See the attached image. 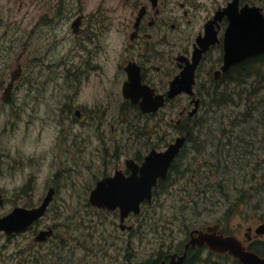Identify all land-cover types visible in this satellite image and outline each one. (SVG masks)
Masks as SVG:
<instances>
[{
  "label": "flooded vegetation",
  "instance_id": "1",
  "mask_svg": "<svg viewBox=\"0 0 264 264\" xmlns=\"http://www.w3.org/2000/svg\"><path fill=\"white\" fill-rule=\"evenodd\" d=\"M37 1L35 9L29 6L25 10L26 21L18 19L7 6L0 10V122L11 123L10 113H15L16 109L20 112L21 108L32 104L30 112L38 114L42 129L46 124L54 129L51 139L55 148L66 152L74 167L86 171L96 168L90 178L71 181L72 185L78 182L86 190L80 199L91 204L89 194L98 180L116 172L123 177L130 176L151 151H163L177 137H183L165 177L157 178L150 201L144 199L139 212L130 211L121 221L118 208L109 210L91 204L99 210L113 211L115 244L122 240L126 243L119 252L122 264H242L227 250H215L207 242L208 237L229 235L240 240L246 250L264 259V230L257 231L264 221L247 225L241 234L228 227L223 219L191 224L186 212L169 213L162 219L142 213L146 205H153L155 196L161 198L157 195L169 187L170 177L183 178L195 165L197 154L191 158L192 151L208 153L210 157L204 160L213 166L215 155L219 162L233 152L231 137H213L212 131L203 124L206 117L201 111L218 102L221 96L228 95L226 92H233L235 87L245 88L249 77L263 69L264 51L231 64L225 70L222 65L223 39L230 22L225 8L230 6L232 15L245 7L255 6L264 16V0H132V5L120 3L118 10L128 9L117 18V30L123 39L118 44L111 73L107 70L111 58L107 53L101 54L105 51L99 42L106 28L104 10L98 7L95 14L83 13L81 9L73 13L61 8L63 4L56 1ZM22 6L23 3L20 9ZM65 25H69L73 41L61 48L60 44L70 39L67 32L61 36L60 28L64 29ZM207 30L215 33L216 40L208 45L194 69L192 93L180 91L170 96L171 81L192 61V52ZM157 94L162 95L163 104L156 110L144 111L142 102ZM142 120L153 124L152 128L148 125L150 131L138 126ZM160 126L162 131H159ZM263 137H252L248 142L250 147L244 150L250 169L251 162L255 165L256 161L251 155L260 156ZM2 152L8 155L7 151ZM263 161L264 158H260L259 166H253V171L260 172L259 185H264ZM199 166L197 170L206 177L203 167ZM8 167L16 169L17 162ZM256 176L254 172L252 178ZM63 185L67 186L65 181ZM60 187L52 174L45 180L44 191L39 193L37 200L30 203L23 199L35 193H32V185L29 188L27 184L22 185L16 192L19 202L0 217L17 206L40 205L50 190L52 198L45 212L24 227L9 231L0 229V238L10 243L19 240L21 245L8 253L7 243H1L3 261L59 264L57 250L48 245L53 241L55 228L47 218ZM187 192L186 187L180 188L181 201L188 199ZM162 198L164 202L166 196ZM9 199L0 192V205H7ZM150 220L162 221L155 225L156 230L147 232L144 226ZM47 230L51 232L38 238L39 233ZM139 235L144 248L148 246L145 253L144 248L131 244ZM194 238L197 242L191 241ZM140 252L143 256H139Z\"/></svg>",
  "mask_w": 264,
  "mask_h": 264
},
{
  "label": "rangeland",
  "instance_id": "2",
  "mask_svg": "<svg viewBox=\"0 0 264 264\" xmlns=\"http://www.w3.org/2000/svg\"><path fill=\"white\" fill-rule=\"evenodd\" d=\"M54 1L59 5L63 4L61 8L72 10L73 13H77V10L81 9L83 13L95 14V9L98 7L104 10L106 28L104 34L100 35L99 42L102 46L101 49L105 51L101 54L107 53L111 58V62L107 66V70L111 73L115 66L118 44L123 39L117 30V18L127 13L128 9L126 8L125 12H122L118 10L117 6L120 3L132 5V0ZM22 3L23 6L20 9ZM37 3V0H0V10L7 6L18 19L26 21L25 10L29 6L35 9ZM60 30L63 32L61 36L64 37L67 32L68 38H70L65 39V42L60 46H62L61 48L68 47L73 41L69 25H65L64 29L60 28ZM245 88L235 87L233 92H226L228 95L221 96L218 102L216 101L209 108H207L208 106L204 107L201 111V115L206 117L203 124L208 131H212L213 137H231L233 152L223 156L219 162V157L215 155L212 159L215 164L213 166L204 160V158L210 157L208 153L201 154L192 151L194 156L191 158L196 157L197 154L193 168L191 167L183 178L174 177L172 173L173 176L168 181L169 187L157 195L161 198L154 197L152 206L146 205L142 208L143 214H154L157 219H162L169 213L186 212L191 224L223 219L225 224L228 222V227L233 228L236 232H242L241 234L247 225H256L264 221V185H259L258 175L260 172L253 171V166L258 167L259 159L264 158V141L260 156L251 155L256 160L255 165L252 163L254 161L251 162V169L247 167L248 158L244 153V150L250 147L248 142L252 137H259V135L263 137L264 134V67L258 74H252L249 77ZM253 90L255 92L248 94ZM31 106L32 104H29L28 107L21 108L20 112L16 109L15 113H10L11 123L6 125L0 122V152L7 151L8 154L5 155V152H2L0 155V167L2 168L0 192L4 197H10L7 205L5 203L0 205V214L9 211L16 202H19L18 196L15 194L22 185L27 184L28 188L32 185V193L35 192L32 197L28 194L23 199L30 203L32 200H37L39 193L44 191L45 180L54 174L61 187L47 218L55 228L53 241L48 245H52L57 250L59 264H122L119 252L126 243L125 240H122L115 244V226L112 224L113 211L99 210L86 203L85 199L79 198L82 194L85 196L86 190L80 187L78 182H75L74 185L71 183L72 180L80 181L88 176L90 178L96 172V168L93 167L92 170L86 171L74 167L70 156L61 149L55 148L54 141L51 139L54 129L46 124L43 126L45 130H43L38 122L40 121L38 114L30 112ZM1 119L2 117L0 121ZM12 122L15 125H12ZM148 125L153 127V124L148 120L138 123L139 127H146L143 131L147 132L150 131ZM160 129L159 131H162L161 126ZM46 137H49L48 140ZM211 141L217 142V140ZM255 144L260 143L255 141ZM208 147H213V145ZM188 153L190 157L191 154ZM16 162V169L8 167L9 165L12 167ZM200 164L206 177L196 168H199ZM254 172L257 175L256 179L252 178ZM262 173H264V166L261 170ZM64 181L67 186L63 185ZM181 187L182 189L186 187V191H188L186 201L179 199ZM201 188H203V192H201ZM164 195L166 198L162 202L161 199ZM161 221H147L144 229H147V232L156 230L155 225ZM141 239V235H139L134 242L131 241L132 246L135 244L139 249L144 248ZM10 242L6 238H0V245L7 243L8 253L21 248L19 240ZM126 249L130 251V246H127ZM1 252L0 250V264H14L3 261ZM144 253L140 252L139 256H143Z\"/></svg>",
  "mask_w": 264,
  "mask_h": 264
},
{
  "label": "water",
  "instance_id": "3",
  "mask_svg": "<svg viewBox=\"0 0 264 264\" xmlns=\"http://www.w3.org/2000/svg\"><path fill=\"white\" fill-rule=\"evenodd\" d=\"M225 10L229 14L230 22L223 39V70L248 56L264 51V16L259 8L255 6L245 7L237 13L238 15L230 14V6L226 7ZM215 40V33L208 30L203 37H200L199 45L192 52V61H189L180 74L171 81L170 96L180 91L192 93L194 69L202 53ZM163 101L161 94H157L156 97H147L142 102L145 104L142 109L144 111L156 110L163 104ZM182 140L183 137H177L165 150L151 151L137 170L135 169L128 177L120 176V173L116 172L113 176L98 180L89 194L91 204L109 210L118 208L121 221L130 211L139 212L141 202L144 199L150 201L152 186L156 183L157 178L165 177L168 166L178 152ZM51 198L52 192L50 190L41 204L36 207H15L10 213L0 217V229L9 231L29 224L45 212ZM260 230H264V224L259 225L257 231ZM50 232L51 230L42 231L38 238ZM191 241L197 242L195 238ZM207 242L215 250H227L239 258L242 264H264V259L254 252L246 250L245 246L235 236L208 237Z\"/></svg>",
  "mask_w": 264,
  "mask_h": 264
},
{
  "label": "trees",
  "instance_id": "4",
  "mask_svg": "<svg viewBox=\"0 0 264 264\" xmlns=\"http://www.w3.org/2000/svg\"><path fill=\"white\" fill-rule=\"evenodd\" d=\"M252 92H255L254 90L253 91H250L248 94L252 93Z\"/></svg>",
  "mask_w": 264,
  "mask_h": 264
}]
</instances>
